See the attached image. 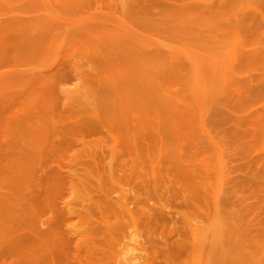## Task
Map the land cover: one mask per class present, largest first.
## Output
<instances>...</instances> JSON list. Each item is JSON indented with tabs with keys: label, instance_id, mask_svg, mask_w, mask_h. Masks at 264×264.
Returning <instances> with one entry per match:
<instances>
[{
	"label": "bare ground",
	"instance_id": "bare-ground-1",
	"mask_svg": "<svg viewBox=\"0 0 264 264\" xmlns=\"http://www.w3.org/2000/svg\"><path fill=\"white\" fill-rule=\"evenodd\" d=\"M176 4L165 12L160 26L169 36L167 42L158 43L122 18L116 22L126 33L119 32L125 44L133 35L156 47L146 54L124 51L120 55L123 62L119 58L123 63L120 83L117 80L115 85V78V84L110 83L111 76L91 80L95 83L88 81L78 97L91 94L110 99L111 115L100 116L96 124L103 127L124 116L122 108L137 104L160 138L164 164L179 169L183 176L201 177L194 182L184 176L189 188L185 199L193 208L180 214L175 245L189 248L181 255L166 243L141 236L137 220L147 216L145 211L141 215L128 211L130 228L123 232L104 227L102 216L93 219L81 205L87 181L73 178L68 189L75 201L67 213L77 219L76 245L90 253L100 250V259L116 264L122 247L140 236L147 253L142 263L163 259L165 264H264V0H185ZM180 22L189 23L190 29L176 30ZM93 31L83 28L75 35L80 38ZM26 32L20 28L16 36ZM112 90L115 100L110 98ZM78 116L74 119L84 124L85 118ZM198 127L213 149L212 158H191L179 145L177 139L183 138L185 145L198 149L200 143L192 138ZM38 135L34 142L26 139L25 149L33 150L41 143ZM6 165L7 171L0 176L3 262L68 261L72 240L64 236V222L54 202L62 181L54 174L42 183L41 193H33L31 185L16 181L12 164ZM225 178L230 185L224 193ZM89 227L100 233L101 242L94 243Z\"/></svg>",
	"mask_w": 264,
	"mask_h": 264
},
{
	"label": "rangeland",
	"instance_id": "rangeland-1",
	"mask_svg": "<svg viewBox=\"0 0 264 264\" xmlns=\"http://www.w3.org/2000/svg\"><path fill=\"white\" fill-rule=\"evenodd\" d=\"M184 1L0 0V176L8 163L15 169L16 181L31 185L33 193H41L42 183L54 174L63 184L54 202L64 222V236L72 240L69 259L44 264H112L110 259H100V250L90 253L76 245L77 219L67 213L75 201L68 189L73 178L87 181L80 195L81 205L93 219L102 216L104 227L123 232L130 228L128 211L138 215L145 211L147 216L137 220L141 236L166 243L181 255L189 248L175 245L180 214L193 208L185 199L189 194L187 176L164 164L165 150L151 120L140 106L131 103L122 108L120 114L124 116L113 125L97 126L100 116L111 115L107 105L110 99L91 94L78 97L91 80L111 76L110 83L115 78L116 84H112L117 85L124 51L146 54L156 47L133 35L125 44L119 32L126 33L116 22L122 18L158 43L167 42L169 36L160 29L163 15L173 3ZM20 28L29 32L16 36ZM83 28L94 31L76 37L75 32ZM175 29L186 31L190 24L180 22ZM76 116H83L86 122L81 124ZM37 135L41 143L33 150L25 149L26 139L34 142ZM192 138L200 143L198 149L185 145L183 138L177 139L186 154L191 158L214 156L199 127L194 128ZM188 178L194 182L201 179L199 175ZM229 185L225 178L224 193ZM67 228L74 231L67 232ZM88 231L95 244L103 240L91 227ZM0 264H5L1 257ZM142 264L165 261L150 259Z\"/></svg>",
	"mask_w": 264,
	"mask_h": 264
},
{
	"label": "clouds",
	"instance_id": "clouds-1",
	"mask_svg": "<svg viewBox=\"0 0 264 264\" xmlns=\"http://www.w3.org/2000/svg\"><path fill=\"white\" fill-rule=\"evenodd\" d=\"M127 245V247H122L116 264H142L143 259L147 255L143 248L142 237L136 236L134 239L128 241Z\"/></svg>",
	"mask_w": 264,
	"mask_h": 264
}]
</instances>
